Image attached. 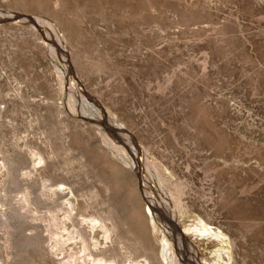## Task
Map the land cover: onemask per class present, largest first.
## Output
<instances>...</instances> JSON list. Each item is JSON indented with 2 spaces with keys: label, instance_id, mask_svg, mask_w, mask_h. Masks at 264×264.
I'll list each match as a JSON object with an SVG mask.
<instances>
[{
  "label": "rangeland",
  "instance_id": "obj_1",
  "mask_svg": "<svg viewBox=\"0 0 264 264\" xmlns=\"http://www.w3.org/2000/svg\"><path fill=\"white\" fill-rule=\"evenodd\" d=\"M176 262L264 264V0H0V264Z\"/></svg>",
  "mask_w": 264,
  "mask_h": 264
},
{
  "label": "bare ground",
  "instance_id": "obj_2",
  "mask_svg": "<svg viewBox=\"0 0 264 264\" xmlns=\"http://www.w3.org/2000/svg\"><path fill=\"white\" fill-rule=\"evenodd\" d=\"M205 227V226H204ZM203 232V231H202ZM205 233V232H204ZM180 234V235H179ZM178 235L180 236L179 237V239H178V242H181V239L183 240V236H184V234H182V233H179ZM209 234V233H208ZM203 235H205V234H203ZM202 236V235H201ZM224 236V235H223ZM167 241V243H172V242H170L169 240H166ZM176 243V242H175ZM225 244V243H224ZM170 249H172V247H170ZM171 254V253H170ZM218 258V257H217ZM170 259H171V257H170ZM176 259V258H175ZM176 261V260H175ZM175 264H179L178 262H176Z\"/></svg>",
  "mask_w": 264,
  "mask_h": 264
},
{
  "label": "water",
  "instance_id": "obj_3",
  "mask_svg": "<svg viewBox=\"0 0 264 264\" xmlns=\"http://www.w3.org/2000/svg\"><path fill=\"white\" fill-rule=\"evenodd\" d=\"M29 19H31V17H29Z\"/></svg>",
  "mask_w": 264,
  "mask_h": 264
}]
</instances>
